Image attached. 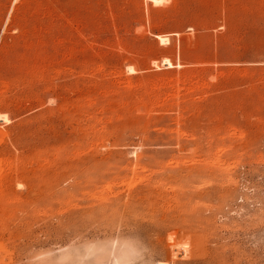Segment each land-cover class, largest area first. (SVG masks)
Instances as JSON below:
<instances>
[{
  "label": "rangeland",
  "instance_id": "obj_1",
  "mask_svg": "<svg viewBox=\"0 0 264 264\" xmlns=\"http://www.w3.org/2000/svg\"><path fill=\"white\" fill-rule=\"evenodd\" d=\"M0 264H264V0H0Z\"/></svg>",
  "mask_w": 264,
  "mask_h": 264
},
{
  "label": "bare ground",
  "instance_id": "obj_2",
  "mask_svg": "<svg viewBox=\"0 0 264 264\" xmlns=\"http://www.w3.org/2000/svg\"><path fill=\"white\" fill-rule=\"evenodd\" d=\"M155 2L159 1V0H154Z\"/></svg>",
  "mask_w": 264,
  "mask_h": 264
}]
</instances>
